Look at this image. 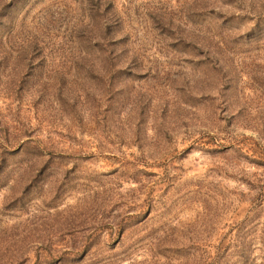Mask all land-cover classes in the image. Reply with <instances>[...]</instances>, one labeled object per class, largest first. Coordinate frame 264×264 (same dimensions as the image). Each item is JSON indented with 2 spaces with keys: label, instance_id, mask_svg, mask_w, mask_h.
<instances>
[{
  "label": "rangeland",
  "instance_id": "obj_1",
  "mask_svg": "<svg viewBox=\"0 0 264 264\" xmlns=\"http://www.w3.org/2000/svg\"><path fill=\"white\" fill-rule=\"evenodd\" d=\"M250 235L264 0H0V264H264Z\"/></svg>",
  "mask_w": 264,
  "mask_h": 264
},
{
  "label": "trees",
  "instance_id": "obj_2",
  "mask_svg": "<svg viewBox=\"0 0 264 264\" xmlns=\"http://www.w3.org/2000/svg\"><path fill=\"white\" fill-rule=\"evenodd\" d=\"M247 239V241L249 242V243H252L251 241H253V240H257L261 245H263L264 244V237H261V236H253V235H250L249 237H247L246 238ZM247 242V243H248ZM246 243V244H247ZM238 246H240L242 249H243V247H247V246H245L244 245V243H241L240 245H238Z\"/></svg>",
  "mask_w": 264,
  "mask_h": 264
}]
</instances>
